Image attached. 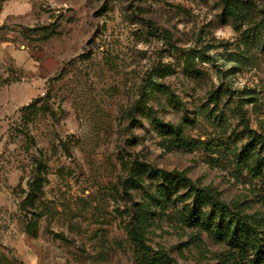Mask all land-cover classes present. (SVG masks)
Wrapping results in <instances>:
<instances>
[{"label":"rangeland","instance_id":"374dc122","mask_svg":"<svg viewBox=\"0 0 264 264\" xmlns=\"http://www.w3.org/2000/svg\"><path fill=\"white\" fill-rule=\"evenodd\" d=\"M0 264H264V0H0Z\"/></svg>","mask_w":264,"mask_h":264}]
</instances>
